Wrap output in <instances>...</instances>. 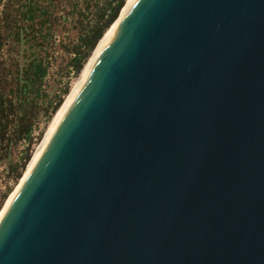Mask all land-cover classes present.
<instances>
[{"label": "water", "instance_id": "water-1", "mask_svg": "<svg viewBox=\"0 0 264 264\" xmlns=\"http://www.w3.org/2000/svg\"><path fill=\"white\" fill-rule=\"evenodd\" d=\"M0 264H264V0H136L9 199Z\"/></svg>", "mask_w": 264, "mask_h": 264}, {"label": "trees", "instance_id": "trees-1", "mask_svg": "<svg viewBox=\"0 0 264 264\" xmlns=\"http://www.w3.org/2000/svg\"><path fill=\"white\" fill-rule=\"evenodd\" d=\"M46 1L45 5L40 0H26L21 4L8 35L13 34L17 42L31 47L39 46L41 39L49 41L53 38L50 33V5L53 0ZM126 2L65 0V7L68 8L66 14L72 17L79 31L75 41L66 47L70 53L68 66L72 68L73 75L82 71L92 51L100 44L105 31L117 19ZM4 16L5 21H10V11H5ZM45 26L47 31L42 34ZM47 73L45 57L35 51L29 53L22 62L16 58L9 65L0 61V161H7V171L13 181L21 177L30 158L29 144L39 114L43 112L41 114L49 120L62 101V95L51 96L44 90L43 82ZM67 90L66 85L62 94ZM21 141H26L27 146L23 154L14 159L11 149Z\"/></svg>", "mask_w": 264, "mask_h": 264}, {"label": "rangeland", "instance_id": "rangeland-1", "mask_svg": "<svg viewBox=\"0 0 264 264\" xmlns=\"http://www.w3.org/2000/svg\"><path fill=\"white\" fill-rule=\"evenodd\" d=\"M25 1L26 0H0V38H2V44L0 45V61L4 62L6 65H9L13 62V58H16L17 60L22 62L24 58L27 57L31 52L35 51L37 53H40L45 57L46 64L48 65V73L46 74L43 82L44 90L50 93L51 96L62 95L60 106L52 114L49 120H46L43 114H41L43 112H41L38 116L34 130L32 132L33 139L29 144L31 155L26 163V169L34 153L41 144L43 140L42 138L46 135L47 131H51L52 127L55 125L59 108L69 96L71 91L73 89L76 90V88H78L79 84L81 83L80 81L83 79L82 77L88 70L87 69L82 75L83 69L93 55L96 47L86 61L82 71L78 75H73L71 70L72 68L68 66L70 53L68 49H66V47H68L70 43L75 41L79 31L78 27L75 26V22L72 20V17L66 14L68 8L65 7V0H53L52 4L50 5L52 11L50 33L53 34V38H50L49 41L41 39V44L35 47H31L29 44L17 42L14 35H8V33H10V27L13 25L14 15L17 14L16 12H18V8H20V5ZM40 2H42L44 5L47 4L46 0H40ZM5 11H10V21H5ZM107 30L105 32H107ZM45 31H47V26L43 28L42 34H44ZM91 64L89 65V67L91 66ZM66 85L68 87V90L67 92L62 94V90ZM26 146L27 142L21 141L16 146L12 147L11 157L17 159L20 155L23 154ZM24 171L21 176H23ZM21 178L22 177H20L17 181H13L12 177L8 174L7 171V161H0V212L9 197L12 195L13 191H15L16 186H18V184L20 183ZM3 194H5L4 197Z\"/></svg>", "mask_w": 264, "mask_h": 264}, {"label": "bare ground", "instance_id": "bare-ground-1", "mask_svg": "<svg viewBox=\"0 0 264 264\" xmlns=\"http://www.w3.org/2000/svg\"><path fill=\"white\" fill-rule=\"evenodd\" d=\"M136 0H128V2L126 3L125 7L123 8V10L121 11V13L119 14V16L117 17V19L113 22V24L110 26V28L107 30L104 38L102 39V41L100 42V44L97 46V48L95 49L93 55L91 56V58L89 59V61L87 62V64L85 65L84 69H83V72H82V75L84 74V76L82 77L84 79L85 75L87 74V72L89 71V69L91 68V66L93 65V63L95 62V60L98 58L97 55L101 54L102 50L104 49V47L106 46V44L108 43V41L110 40V38L112 37V35L114 34L115 30L117 29V27L119 26L120 22L122 21L123 17L125 16V14L127 13L128 9L131 7V5L135 2ZM98 55V56H99ZM97 57V58H96ZM96 58V59H95ZM95 59V60H94ZM94 60V62H93ZM93 62V63H92ZM92 63V64H91ZM91 64V66L89 67V65ZM89 67V68H88ZM82 79V80H83ZM82 80L80 82H82ZM80 85V84H79ZM77 89V88H76ZM76 90L73 89L71 91V93L69 94V96L66 98V100L63 102V104L61 105V107L59 108L58 110V116H57V119L59 118L60 114L62 113L63 109L65 108V106L67 105L68 101L70 100V98L72 97V95L74 94L73 92H75ZM54 127V126H53ZM52 127V128H53ZM52 130V129H51ZM51 131L48 130L46 135L42 138V142L41 144L39 145V147L37 148L36 152L34 153L32 159L30 160V162L28 163L25 171H24V174L23 176L25 175L30 163L32 162V160L34 159L35 155L37 154L38 150L40 149L41 145L43 144L45 138L48 136V134L50 133ZM23 176H21L23 178ZM21 178V179H22ZM21 181V180H20ZM17 188V186H16ZM14 193V191H13ZM12 193V194H13ZM12 196V195H11ZM11 196L9 197V199L11 198ZM9 199L7 200L6 204L4 205V207L2 208L1 212H0V219L2 217V214L4 212V209L9 201Z\"/></svg>", "mask_w": 264, "mask_h": 264}]
</instances>
